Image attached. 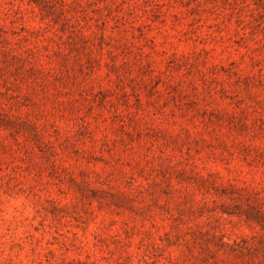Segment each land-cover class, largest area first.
<instances>
[{
    "label": "rangeland",
    "instance_id": "rangeland-1",
    "mask_svg": "<svg viewBox=\"0 0 264 264\" xmlns=\"http://www.w3.org/2000/svg\"><path fill=\"white\" fill-rule=\"evenodd\" d=\"M0 264H264V0H0Z\"/></svg>",
    "mask_w": 264,
    "mask_h": 264
}]
</instances>
